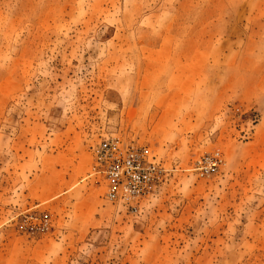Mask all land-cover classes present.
Instances as JSON below:
<instances>
[{
	"label": "rangeland",
	"instance_id": "1",
	"mask_svg": "<svg viewBox=\"0 0 264 264\" xmlns=\"http://www.w3.org/2000/svg\"><path fill=\"white\" fill-rule=\"evenodd\" d=\"M260 88L264 0H0V264H264Z\"/></svg>",
	"mask_w": 264,
	"mask_h": 264
},
{
	"label": "built area",
	"instance_id": "2",
	"mask_svg": "<svg viewBox=\"0 0 264 264\" xmlns=\"http://www.w3.org/2000/svg\"><path fill=\"white\" fill-rule=\"evenodd\" d=\"M102 151L106 163L102 172L107 182L108 197L111 200L121 197L122 200L130 201L145 196L151 180L150 175L154 171L152 163L145 164L143 161L148 150L144 147L129 146L122 154L119 142L112 141L109 144H103ZM219 162V155L215 152L212 155L200 157L195 168L202 176L214 171Z\"/></svg>",
	"mask_w": 264,
	"mask_h": 264
},
{
	"label": "crops",
	"instance_id": "3",
	"mask_svg": "<svg viewBox=\"0 0 264 264\" xmlns=\"http://www.w3.org/2000/svg\"><path fill=\"white\" fill-rule=\"evenodd\" d=\"M261 89V88H260ZM259 89V90H260ZM181 90V88H179V89H173V90H171V92L170 93H166L165 95H168V96H166V97H169L170 95H172V94H176V95H178V93H176L177 91H180ZM256 90L257 89H254L253 91L254 92H256ZM261 90H264V89H261ZM256 93H258V91L256 92ZM239 95V94H238ZM257 95V96H256ZM180 96V95H179ZM244 98H248L247 100L249 101H254V103L253 104H258V106H262V105H264V97H261V95H259V94H255V95H253L250 99H249V97H244ZM172 103H170V102H168V100L164 103V105L163 106H172L171 105Z\"/></svg>",
	"mask_w": 264,
	"mask_h": 264
},
{
	"label": "bare ground",
	"instance_id": "4",
	"mask_svg": "<svg viewBox=\"0 0 264 264\" xmlns=\"http://www.w3.org/2000/svg\"><path fill=\"white\" fill-rule=\"evenodd\" d=\"M116 198H119V200H122V199H123V198H121V197H116ZM116 198H115V199H116ZM138 199H139V198H138Z\"/></svg>",
	"mask_w": 264,
	"mask_h": 264
}]
</instances>
